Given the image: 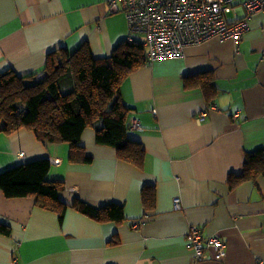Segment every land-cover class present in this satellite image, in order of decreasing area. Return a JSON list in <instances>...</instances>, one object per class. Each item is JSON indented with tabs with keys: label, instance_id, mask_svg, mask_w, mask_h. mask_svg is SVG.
I'll return each mask as SVG.
<instances>
[{
	"label": "crops",
	"instance_id": "1",
	"mask_svg": "<svg viewBox=\"0 0 264 264\" xmlns=\"http://www.w3.org/2000/svg\"><path fill=\"white\" fill-rule=\"evenodd\" d=\"M110 1L0 0V73H39L49 52L83 45L109 57L128 35ZM120 101L145 151L141 167L96 145L91 129L80 139L89 163H69V145L42 144L24 129L0 135V172L47 159L46 180L64 185L69 206L59 220L32 198L0 192V224L10 229L0 234V264H264V177L241 179L245 155L264 151V16L253 15L237 42L211 38L146 63L123 82ZM143 189L153 192L150 209ZM75 199L121 205L125 222L97 223L70 207ZM192 226L224 243L222 260L207 248L194 259Z\"/></svg>",
	"mask_w": 264,
	"mask_h": 264
},
{
	"label": "trees",
	"instance_id": "2",
	"mask_svg": "<svg viewBox=\"0 0 264 264\" xmlns=\"http://www.w3.org/2000/svg\"><path fill=\"white\" fill-rule=\"evenodd\" d=\"M142 41L125 39L102 59L93 58L86 45L72 53L55 50L39 73H0V135L24 129L42 144L69 145V163H89L80 139L91 129L96 145L113 148L120 160L141 167L145 151L129 135L120 88L147 63ZM49 168L47 159H38L6 169L0 172V192L5 199L32 198L61 220L69 206L60 199L64 185L46 180ZM259 175L264 177L263 150L245 155L241 179ZM141 197L145 209L153 207L152 190L143 189ZM70 207L97 223L125 222L123 207L115 203L93 206L75 199ZM0 234L9 236V227L0 224Z\"/></svg>",
	"mask_w": 264,
	"mask_h": 264
},
{
	"label": "built area",
	"instance_id": "3",
	"mask_svg": "<svg viewBox=\"0 0 264 264\" xmlns=\"http://www.w3.org/2000/svg\"><path fill=\"white\" fill-rule=\"evenodd\" d=\"M109 11L124 13L128 24L126 42H133V35L143 36L146 62L151 64L181 58L187 46L211 38L239 41L248 30L250 18L255 14L264 16V0H111ZM205 117L203 112L197 119ZM138 126L135 122L131 125ZM174 207L179 208L177 199ZM185 242L198 261L205 259V248L213 252L216 260L226 255L220 239L204 238L195 226L189 228Z\"/></svg>",
	"mask_w": 264,
	"mask_h": 264
},
{
	"label": "rangeland",
	"instance_id": "4",
	"mask_svg": "<svg viewBox=\"0 0 264 264\" xmlns=\"http://www.w3.org/2000/svg\"><path fill=\"white\" fill-rule=\"evenodd\" d=\"M134 39L137 41H142L143 36L142 35H133Z\"/></svg>",
	"mask_w": 264,
	"mask_h": 264
}]
</instances>
